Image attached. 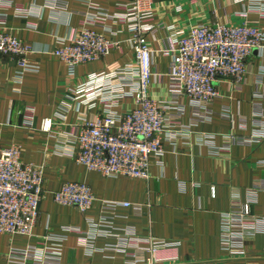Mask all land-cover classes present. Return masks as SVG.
<instances>
[{
	"label": "crops",
	"instance_id": "obj_1",
	"mask_svg": "<svg viewBox=\"0 0 264 264\" xmlns=\"http://www.w3.org/2000/svg\"><path fill=\"white\" fill-rule=\"evenodd\" d=\"M7 1L11 5L0 8V19L15 37L33 48L29 61L38 66V72L27 73L16 83V63L0 58V149L19 144L22 162L43 168L44 198L32 237L0 235V264H21L11 261L10 254L49 248L52 242L47 238L67 228L77 233H69L62 245V264H264V140L252 141L264 132V48L249 58L244 86L216 85L219 96L208 108L212 114L194 107L185 96H175L165 76L170 62L166 52L173 42L169 26L187 32L200 24L248 21L264 31V0H197L195 4L152 0L151 25L165 28L147 36L153 55L148 95L191 134L187 141L164 144L165 155L160 164L151 161L147 181L108 179L88 172L70 157V146L64 141L84 111L83 107L76 111L68 102L69 91L90 75L118 72L133 64L132 33L128 24L118 20L131 9V0H92L91 5L79 0ZM102 14L108 18L99 22ZM84 26L118 48L78 67L75 76H70L54 52ZM98 101L86 111L89 116L104 109ZM134 108L133 100L121 98L113 111L125 113ZM27 110L33 113L30 128L24 125ZM58 114L65 115V125L53 134L41 132V121L57 119ZM231 136L237 144H227ZM68 182L89 186L97 199L131 204L117 209L111 229L101 228L114 236L98 238L93 253L80 245V238L89 232V220L99 222V205L85 214L56 205L52 194ZM234 198L248 204L255 219L245 226L241 239L229 238L239 250L237 256L224 248L222 229L223 215L230 212ZM128 227L134 228V239L123 246L118 236ZM150 240L171 246L150 255L146 245Z\"/></svg>",
	"mask_w": 264,
	"mask_h": 264
},
{
	"label": "built area",
	"instance_id": "obj_2",
	"mask_svg": "<svg viewBox=\"0 0 264 264\" xmlns=\"http://www.w3.org/2000/svg\"><path fill=\"white\" fill-rule=\"evenodd\" d=\"M79 1L92 4V0ZM190 3L195 4L197 0H190ZM10 5L9 1L0 0V8L7 9ZM131 5L129 12L119 15L118 20L128 24L132 33L129 43L134 54L133 64L118 72L90 75L69 91L68 102L75 105L76 111L82 107L84 111L79 112L78 122L71 132L64 135V141L70 146V157L88 172H96L108 179L147 181L151 161L156 160L160 164L165 155L164 144L187 141L191 132L169 118L165 113L167 108L148 95L153 76V55L147 36L154 35L165 26L151 25L152 0H131ZM102 16L99 22L108 18L107 14ZM99 22L91 20L93 24ZM167 30L173 40L172 48L166 52L170 62L165 75L171 92L175 96L187 97L194 107L210 114L208 108L219 96L216 85L227 82L239 89L244 86L249 58L254 51L264 48L263 29L248 21L240 25L200 24L187 32H180L173 26ZM117 48L116 43L84 26L68 44L56 49L54 56L66 66L70 76H75L78 67L99 61ZM33 52V48L15 37L0 19V58L16 63V83H21L25 74L38 72V66L29 61ZM115 83L117 85L113 87ZM121 98L133 100L135 108L125 113L113 111ZM98 100L104 109L89 116L87 112L96 107ZM24 116V125L32 127L33 113L27 110ZM64 116L58 114L57 119H43L40 131L53 134L54 129L65 125ZM263 140L264 132H261L252 141L259 143ZM237 143L232 136L227 139V144ZM20 154L21 147L16 143L0 149V235L29 238L44 198V177L42 167L22 162ZM234 195L237 196L236 193ZM51 197L56 205L75 208L81 214L90 211L95 204L99 205V222L89 220L90 230L80 238V245L88 253L94 252L98 238H113V234L101 228L111 229L117 209L131 206L129 203L97 199L89 186L80 182L61 184ZM222 219L223 246L231 255L237 256L239 250L229 242V238L241 239L245 226L254 224L255 219L249 205L242 204L237 198L233 199L230 212ZM71 232L77 233L67 228L61 234L47 238L52 242L49 248L16 251L10 254V259L21 264H62V245ZM134 235V228L128 227L118 238L124 246L127 240L134 239ZM146 245L150 255L171 246L158 240H150Z\"/></svg>",
	"mask_w": 264,
	"mask_h": 264
}]
</instances>
